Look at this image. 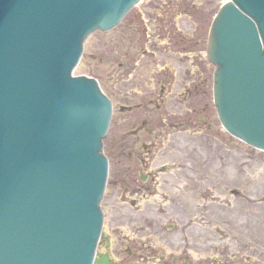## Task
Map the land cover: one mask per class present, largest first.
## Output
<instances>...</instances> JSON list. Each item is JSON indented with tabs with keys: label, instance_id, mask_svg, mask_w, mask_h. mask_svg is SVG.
Listing matches in <instances>:
<instances>
[{
	"label": "water",
	"instance_id": "1",
	"mask_svg": "<svg viewBox=\"0 0 264 264\" xmlns=\"http://www.w3.org/2000/svg\"><path fill=\"white\" fill-rule=\"evenodd\" d=\"M136 1L0 0V264H109L95 249L111 102L72 70ZM208 50L222 124L264 149V0L226 3Z\"/></svg>",
	"mask_w": 264,
	"mask_h": 264
},
{
	"label": "rangeland",
	"instance_id": "2",
	"mask_svg": "<svg viewBox=\"0 0 264 264\" xmlns=\"http://www.w3.org/2000/svg\"><path fill=\"white\" fill-rule=\"evenodd\" d=\"M225 1L140 0L117 26L84 42L74 73L95 77L113 106L104 138L109 170L101 209L113 255L122 264H264V151L221 126L213 104L214 66L206 68L203 58L210 24ZM196 63L206 80L187 94L184 70L194 72ZM137 91L146 97L135 98ZM151 99V112L134 111ZM179 164L194 184L168 204L174 189H159L160 179L176 174ZM210 179L214 187L207 185ZM196 181L213 193L201 192ZM193 192L200 195L192 198ZM203 201L215 205L199 210ZM142 203L149 205L144 214L154 219L138 221L158 240L136 230L133 218ZM226 204L232 210L226 212ZM167 223L174 228L167 230Z\"/></svg>",
	"mask_w": 264,
	"mask_h": 264
},
{
	"label": "bare ground",
	"instance_id": "3",
	"mask_svg": "<svg viewBox=\"0 0 264 264\" xmlns=\"http://www.w3.org/2000/svg\"><path fill=\"white\" fill-rule=\"evenodd\" d=\"M138 54H139V52H138ZM182 57L189 58L190 56L183 55ZM136 66H137L138 73H139V70L142 68V66L140 65V63H137ZM136 66H135V68H136ZM145 73H147V70L145 71ZM149 79L152 80V76H149ZM138 81L141 82L140 81V77H139V80ZM139 85L136 84V87H138ZM136 93H139L140 96L139 97H135V98H141V96L146 97V96L142 95V91H137ZM147 102L148 101L143 100V102L136 104L135 105V108H134V111L137 110V109H140V107L143 108V109H145L146 108V105L145 106H142V103L146 104ZM183 126H185V125H183ZM181 137L184 138L185 140H188L189 139V134L187 132H182L181 133ZM197 137L199 138V136H197ZM165 150L168 151V145H166ZM174 158H176L177 160L180 159L179 156L174 157ZM169 166L170 165H166L165 167H169ZM180 166H181L180 164L177 165V168L175 170L176 174H165V178L167 177V179H165V178L164 179H160V182H162L164 184L163 185L160 184L159 185V189H162V190H165V191H170L171 189H174V192H172L171 195L168 194V202H167L168 204H171L173 202L174 194H176L178 196H183L185 194L186 190L187 189H190V187L194 184L193 183L194 180L192 179L191 173H188L187 172V169L188 168H186L185 170L182 171L181 169H179ZM106 184H107V180H106ZM195 184H196V186L199 185V189H200L201 192L208 193L206 195L210 196L213 193V188L212 187L215 186L216 181L214 179H210L208 181L207 185H211L212 186L210 188H208L207 185L201 183L200 181L199 182L196 181ZM179 185H181V186H179ZM175 188H177V190H175ZM158 192L160 193V190H158ZM199 195H200V193H197V192H193V193L190 194V196H192V198L193 197L197 198ZM214 205L215 204L212 203V202L203 201V204H201L199 206V210L201 208H204V207H214ZM141 207L142 208H141L140 212L138 214H136V216H139V218L135 216L133 219H135L137 221L138 220L144 221L145 219L147 221H150V218L151 219H154L153 217H148L147 214H144V211H147L149 209V205H144L142 203L141 204ZM223 207H224V210L226 212L232 210V208H233V206H231L229 204H226ZM199 210H197V212H195V215L197 217H200V211ZM143 227L144 226L141 225L140 222L138 221V226L136 227V230H139L142 234L146 235L145 238H148V239L155 238L156 240H158L157 237L153 236V231L151 229H146V228H143ZM216 230L219 233H221V235L223 237L227 236L226 231L225 230H222L219 226L216 227ZM105 237H107V235ZM108 240H110V239L108 238ZM165 248L166 249H169L170 247L166 246ZM107 253L108 254L111 253V249L110 248L107 249ZM110 258L113 259L111 256H110Z\"/></svg>",
	"mask_w": 264,
	"mask_h": 264
},
{
	"label": "flooded vegetation",
	"instance_id": "4",
	"mask_svg": "<svg viewBox=\"0 0 264 264\" xmlns=\"http://www.w3.org/2000/svg\"><path fill=\"white\" fill-rule=\"evenodd\" d=\"M198 45H199V42H198ZM193 65H195L194 72L190 71V69L185 70V76L189 78V83L186 86L188 91H190L191 89L193 90L202 89V84H203L202 79L204 78L206 80L205 70H202L200 64L197 70H196L197 63ZM164 76H166V74L161 73V77H164ZM145 105H146V108L141 110L143 114L146 113V111L150 112V110H148V103L146 104L143 103V106Z\"/></svg>",
	"mask_w": 264,
	"mask_h": 264
}]
</instances>
